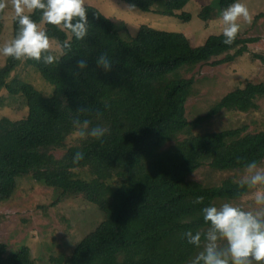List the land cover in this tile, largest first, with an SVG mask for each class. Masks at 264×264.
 Returning a JSON list of instances; mask_svg holds the SVG:
<instances>
[{"label":"trees","instance_id":"1","mask_svg":"<svg viewBox=\"0 0 264 264\" xmlns=\"http://www.w3.org/2000/svg\"><path fill=\"white\" fill-rule=\"evenodd\" d=\"M136 9L151 12L157 0H122ZM193 0H167L169 16L191 19L182 12ZM221 10L240 0H219ZM89 29L83 40L66 30L46 24L44 29L56 43L69 40L71 52L59 54L55 63L26 61L50 83L55 91L45 97L34 86L8 77L22 63L8 57L0 69V91L27 108L18 120L0 118V202L9 201L19 181L32 177L53 188L57 202L83 198L97 205L105 220L86 236L69 255L53 257L52 264H189L201 249L188 243L184 234L207 229L202 209L219 201H234L249 189H241L229 178L220 186L206 187L191 176L208 165L217 172L243 170L247 164L264 160V130L251 132L246 126L218 132L192 134L202 123L223 111L249 113L264 101V84L247 82L228 93L205 115L193 122L186 118V104L193 96L194 78L185 71L200 65L214 67L232 63L250 50L258 38L238 33L231 45L224 36H210L205 44L180 50L166 49L168 34L142 26L135 37L129 28L106 17L99 9L86 6ZM182 12V13H180ZM5 12L0 13V33ZM31 18L41 23L42 13ZM213 19L214 9L200 14ZM18 21L14 23V37ZM106 53L112 68L105 72L96 65ZM262 59L264 58L256 56ZM78 59H87L80 69ZM88 109L78 112L79 108ZM97 113H100L99 118ZM74 118L107 128L100 139H79L63 157L55 152L65 148L74 133ZM186 138L180 139L181 136ZM77 152L84 155L73 164ZM91 176L82 179L75 171ZM203 203H195L197 197ZM65 252V251H63ZM0 264H36L29 247L9 251L0 242Z\"/></svg>","mask_w":264,"mask_h":264},{"label":"rangeland","instance_id":"2","mask_svg":"<svg viewBox=\"0 0 264 264\" xmlns=\"http://www.w3.org/2000/svg\"><path fill=\"white\" fill-rule=\"evenodd\" d=\"M239 2L244 3L252 15L250 24L243 20L238 21L241 24L239 33L244 38H258L259 41L250 45L249 52L232 63L217 67L200 65L193 71L184 72L186 78L195 80L193 96L186 104L185 115L189 122H193L199 116H205L225 95L237 88H243L247 82L264 84V63L262 59L256 57L264 58V0ZM85 3L86 6L99 9L116 23L127 25L129 37L137 36L142 26L166 32L168 50L199 47L205 44L210 36L221 35L223 32L219 0L191 1L182 11L191 15L188 21L167 15L169 12L167 0H157L151 12H142L139 9L127 11L126 3L122 0H85ZM208 6L214 9V17L206 21L200 14ZM15 20L14 9L8 0L0 33V48L14 38ZM45 25L46 23L41 26L44 28ZM52 51L58 54L61 52L55 44ZM7 59L8 57L0 53V69L6 65ZM15 79L29 83L45 97L54 95V87L26 59H23L8 77L7 83L11 84ZM26 113L27 108L22 105L20 97L14 100L13 97H8L6 90L0 91V118L7 116L18 120ZM242 126H246L251 132L264 130V101L260 103L259 110L249 113L223 111L202 123L192 134L218 132ZM186 137L187 135H183L180 139ZM78 140L79 138L74 135L69 137L65 143L66 147L56 151L55 156L63 157ZM257 165L264 167V160ZM244 170L217 172L204 165L190 179L206 187L220 186L229 178L238 182L245 174ZM75 172L82 179L88 180L91 177L82 169ZM254 191L255 189H249L241 198L234 201H219L218 205L231 202L246 210L254 208L256 206L251 199ZM58 196L56 190L37 183L30 176L20 179L14 196L7 202H0V242L6 243L11 252L24 246L29 247L36 264H52V258L61 253L70 255L86 236L102 224L105 215L97 205L83 198H68L58 203Z\"/></svg>","mask_w":264,"mask_h":264},{"label":"clouds","instance_id":"3","mask_svg":"<svg viewBox=\"0 0 264 264\" xmlns=\"http://www.w3.org/2000/svg\"><path fill=\"white\" fill-rule=\"evenodd\" d=\"M10 2L18 21V29L15 37L0 48V53L6 57L16 60H43L45 65H51L57 60L52 54L54 44L63 54L71 52L70 41L56 43L41 26L45 23L68 31L77 40H83L88 34L90 23L85 0ZM7 7L8 0H0V13L5 12ZM135 9L134 3L126 4L127 11ZM36 10L42 13L40 24L30 16V13ZM240 20L249 24L252 22V15L244 3L235 2L222 10L221 23L225 45H231L235 41L241 29L238 22ZM112 64L106 53L96 60V65L105 72L111 70ZM77 66L80 69L86 68L87 59H78ZM77 111L87 112L88 109L81 107ZM99 116L100 113H97L98 118ZM72 124L75 130L73 135L81 140L89 137L100 140L108 131L100 125L90 127L91 121L88 119L74 118ZM83 159V153L77 152L72 162L78 165ZM244 172L238 186L241 189H255L251 199L256 207L246 210L231 202L204 207L201 211L205 223L209 225L207 229H199L195 234L192 231L184 234L189 244L201 249L189 264H264V167H259L252 161L247 164ZM203 200L204 197L200 196L194 202L203 203Z\"/></svg>","mask_w":264,"mask_h":264},{"label":"bare ground","instance_id":"4","mask_svg":"<svg viewBox=\"0 0 264 264\" xmlns=\"http://www.w3.org/2000/svg\"><path fill=\"white\" fill-rule=\"evenodd\" d=\"M232 65V64H231ZM214 67V66H213Z\"/></svg>","mask_w":264,"mask_h":264}]
</instances>
